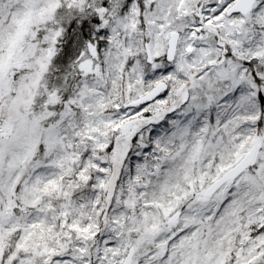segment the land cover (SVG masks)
<instances>
[{"label":"snow or ice","instance_id":"snow-or-ice-1","mask_svg":"<svg viewBox=\"0 0 264 264\" xmlns=\"http://www.w3.org/2000/svg\"><path fill=\"white\" fill-rule=\"evenodd\" d=\"M0 264H264V0H0Z\"/></svg>","mask_w":264,"mask_h":264}]
</instances>
